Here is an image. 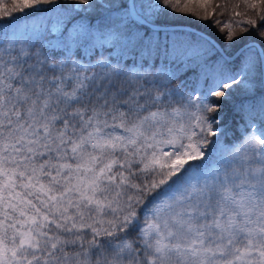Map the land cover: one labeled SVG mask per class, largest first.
I'll return each mask as SVG.
<instances>
[{
    "label": "snow or ice",
    "instance_id": "obj_1",
    "mask_svg": "<svg viewBox=\"0 0 264 264\" xmlns=\"http://www.w3.org/2000/svg\"><path fill=\"white\" fill-rule=\"evenodd\" d=\"M0 264H264V0H0Z\"/></svg>",
    "mask_w": 264,
    "mask_h": 264
},
{
    "label": "trees",
    "instance_id": "obj_2",
    "mask_svg": "<svg viewBox=\"0 0 264 264\" xmlns=\"http://www.w3.org/2000/svg\"><path fill=\"white\" fill-rule=\"evenodd\" d=\"M213 2L214 3H225V2L235 3L236 0H213ZM175 19L177 20L178 25H187L192 28H195L196 30L206 32L208 36H210L211 38L215 40V37L217 35L216 30L213 27H211L208 23H205L203 21H198L193 17L184 16L181 14H178L175 17ZM229 123H231V121H229Z\"/></svg>",
    "mask_w": 264,
    "mask_h": 264
}]
</instances>
